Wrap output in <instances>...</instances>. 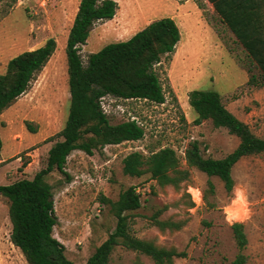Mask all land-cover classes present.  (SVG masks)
Listing matches in <instances>:
<instances>
[{
	"label": "rangeland",
	"instance_id": "obj_1",
	"mask_svg": "<svg viewBox=\"0 0 264 264\" xmlns=\"http://www.w3.org/2000/svg\"><path fill=\"white\" fill-rule=\"evenodd\" d=\"M117 9L107 21L95 22L84 45L78 47L82 65L90 53L108 43L123 41L148 23L171 18L179 40L171 54L153 67L164 92V102L121 100L110 96L100 105L110 124L135 120L143 129L138 141L107 145L91 155L74 150L66 158L64 172L56 171L46 182L51 186L56 224L52 236L64 247L72 264H84L94 248L114 228V218L102 198L115 201L119 192L133 186L140 207L132 211L129 232L165 248L184 253L173 264H229L236 254L229 226L241 223L246 237L245 264H264V154L243 157L232 169L233 188L226 194L221 182L207 178L183 160L188 142L196 141L201 155L219 159L238 140L210 122L195 125L188 106L192 90H212L224 107L251 132L264 138V88L247 82L258 77L256 67L210 7L200 0H113ZM78 0H0V74L13 56L35 49L53 38L55 49L28 88L0 114V185L31 179L45 165L47 151L58 141L67 114L68 91L65 40ZM168 147L175 151L189 181L178 191L159 188L148 175L124 176L121 160L130 152L148 155ZM212 185L209 192L206 181ZM187 194L192 207H186ZM7 200L0 197V264H26L9 242ZM184 221L177 231L159 232L151 218ZM109 264H153L147 257L116 247Z\"/></svg>",
	"mask_w": 264,
	"mask_h": 264
},
{
	"label": "trees",
	"instance_id": "obj_2",
	"mask_svg": "<svg viewBox=\"0 0 264 264\" xmlns=\"http://www.w3.org/2000/svg\"><path fill=\"white\" fill-rule=\"evenodd\" d=\"M219 22L231 33L246 58L259 72L250 75L247 82L264 88V1L263 0H206ZM117 9L113 0H78L68 30L64 54L68 104L63 127L56 134L59 139L47 151L45 165L31 179H21L0 185V197L7 200L10 224L9 242L17 248L26 264H72L64 254V247L53 236L56 224L51 186L45 178L53 171L69 178L64 165L70 152L78 150L91 155L107 145L138 141L143 129L135 120L110 124L103 112L100 99L110 96L121 100H144L153 104L164 102V92L153 67L162 56L173 52L179 32L169 17L154 20L123 41L104 45L86 57L82 65L77 53L85 44L95 22L110 20ZM55 49L53 38H47L39 47L11 57L0 74V114L28 88L30 81L45 66ZM188 106L195 114L193 123L209 121L215 129L223 128L238 143L219 159L203 157L196 141L188 142L183 160L207 178L215 177L228 195L233 188L231 169L243 157L264 154V138L255 136L249 127L238 120L222 104L220 96L212 90H192L187 97ZM1 150V140H0ZM1 163V162H0ZM121 172L130 178L148 175L156 185L174 191L189 181L187 169L179 167L175 151L164 147L148 155L130 152L121 160ZM209 192L212 185L206 181ZM186 207H192L187 194ZM109 206L114 228L107 238L96 246L84 264H109L116 247L147 257L153 264H173L174 258L184 253L165 248L152 240L134 237L128 228L131 212L140 207L139 194L133 186L119 192L117 199H101ZM162 206L151 218L159 232L177 231L184 221H160L157 216L167 208ZM236 254L229 264H245L242 254L246 237L241 223L229 226Z\"/></svg>",
	"mask_w": 264,
	"mask_h": 264
},
{
	"label": "crops",
	"instance_id": "obj_3",
	"mask_svg": "<svg viewBox=\"0 0 264 264\" xmlns=\"http://www.w3.org/2000/svg\"><path fill=\"white\" fill-rule=\"evenodd\" d=\"M201 1V3L202 4H204L205 6H207V7H210V11L212 12V13H214L213 12V9H212V7H211V5L206 1V0H200ZM264 1V0H263ZM217 17V16H216ZM228 31V30H227ZM228 33H229V31H228ZM230 34V36H231V40L232 41H234V37L231 35V33H229ZM234 43H235V41H234ZM236 44V43H235Z\"/></svg>",
	"mask_w": 264,
	"mask_h": 264
}]
</instances>
